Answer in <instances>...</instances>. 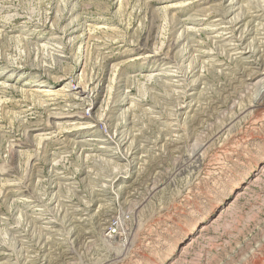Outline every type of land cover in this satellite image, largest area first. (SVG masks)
Instances as JSON below:
<instances>
[{
  "label": "rangeland",
  "instance_id": "1",
  "mask_svg": "<svg viewBox=\"0 0 264 264\" xmlns=\"http://www.w3.org/2000/svg\"><path fill=\"white\" fill-rule=\"evenodd\" d=\"M0 264H264V0H0Z\"/></svg>",
  "mask_w": 264,
  "mask_h": 264
},
{
  "label": "bare ground",
  "instance_id": "2",
  "mask_svg": "<svg viewBox=\"0 0 264 264\" xmlns=\"http://www.w3.org/2000/svg\"><path fill=\"white\" fill-rule=\"evenodd\" d=\"M233 2H234V0H233ZM240 5H242V4H240ZM232 7V6H231ZM238 7V6H237ZM241 7V6H240ZM256 7V6H255ZM244 10H245V8H244ZM240 18H241V16H240ZM235 20V19H234ZM245 20V19H244ZM239 21H241V20H239ZM236 22V21H235ZM234 21H233V24L235 23ZM238 23V22H237ZM249 24H250V21L248 22ZM247 23V24H248ZM242 26V25H241ZM248 26V25H247ZM240 27V26H239ZM246 26H244V28H245ZM223 30V29H222ZM234 30V29H233ZM233 32V31H232ZM248 32V31H247ZM252 32V31H251ZM248 34H249V32H248ZM242 36V35H241ZM246 36V35H245ZM232 41V40H231ZM242 41V40H241ZM229 43V42H228ZM233 43V42H232ZM240 43V42H239ZM233 45V44H232ZM252 49V48H251ZM224 51V50H223ZM204 53V52H203ZM221 53V52H220ZM255 53V52H254ZM253 54V53H252ZM197 61V60H196ZM206 63V62H205ZM214 63V62H213ZM189 71V70H188ZM187 75V74H186ZM185 80V79H184ZM121 256V255H120ZM25 260V259H24Z\"/></svg>",
  "mask_w": 264,
  "mask_h": 264
}]
</instances>
